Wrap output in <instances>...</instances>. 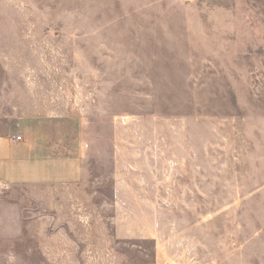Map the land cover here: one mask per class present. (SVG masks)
Here are the masks:
<instances>
[{"label": "rangeland", "instance_id": "1", "mask_svg": "<svg viewBox=\"0 0 264 264\" xmlns=\"http://www.w3.org/2000/svg\"><path fill=\"white\" fill-rule=\"evenodd\" d=\"M0 109L103 146L0 185V264H264V0H0Z\"/></svg>", "mask_w": 264, "mask_h": 264}, {"label": "crops", "instance_id": "2", "mask_svg": "<svg viewBox=\"0 0 264 264\" xmlns=\"http://www.w3.org/2000/svg\"><path fill=\"white\" fill-rule=\"evenodd\" d=\"M53 114L18 115L14 127L8 123V115L0 109V185L47 186L79 185L90 183L91 155L99 151L101 142H91L84 136L81 123L71 130L64 127V118ZM66 121L70 119L67 115ZM20 136L16 140L15 137ZM126 147L114 146L115 168L114 206L118 210L123 197L133 196L132 190L120 188L121 171L118 166L126 156ZM104 154V155H103ZM99 153L98 156H105ZM102 157V159H103ZM120 198V200H119ZM122 204V201H121Z\"/></svg>", "mask_w": 264, "mask_h": 264}, {"label": "built area", "instance_id": "3", "mask_svg": "<svg viewBox=\"0 0 264 264\" xmlns=\"http://www.w3.org/2000/svg\"><path fill=\"white\" fill-rule=\"evenodd\" d=\"M15 139H16V140L20 139V136H16Z\"/></svg>", "mask_w": 264, "mask_h": 264}]
</instances>
